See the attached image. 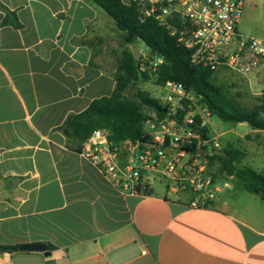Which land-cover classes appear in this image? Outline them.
I'll return each mask as SVG.
<instances>
[{
  "label": "crops",
  "instance_id": "crops-1",
  "mask_svg": "<svg viewBox=\"0 0 264 264\" xmlns=\"http://www.w3.org/2000/svg\"><path fill=\"white\" fill-rule=\"evenodd\" d=\"M0 4L21 24L4 25L0 8V245L50 251L0 253V264H264V222L235 207L234 182L204 208L190 206V190L123 194L67 147L58 127L115 89L104 37L117 27L104 10Z\"/></svg>",
  "mask_w": 264,
  "mask_h": 264
},
{
  "label": "built area",
  "instance_id": "built-area-1",
  "mask_svg": "<svg viewBox=\"0 0 264 264\" xmlns=\"http://www.w3.org/2000/svg\"><path fill=\"white\" fill-rule=\"evenodd\" d=\"M246 1L130 0L128 4H134L141 22L156 21L189 50L192 64L215 76L232 73L264 83V40L239 30ZM139 58L142 71L157 73L163 62L159 55L153 60L148 55ZM158 87L163 91L158 99L169 117L159 119L154 109L144 107L147 140L115 146L109 133L98 129L83 143L81 153L123 194L148 195L156 183H164L173 193L190 190L191 207H209L231 187L229 177H216L209 169L207 150L220 144L199 131L209 127L213 116L182 83L168 80ZM257 95L264 103V89Z\"/></svg>",
  "mask_w": 264,
  "mask_h": 264
},
{
  "label": "trees",
  "instance_id": "trees-1",
  "mask_svg": "<svg viewBox=\"0 0 264 264\" xmlns=\"http://www.w3.org/2000/svg\"><path fill=\"white\" fill-rule=\"evenodd\" d=\"M88 1L108 14L117 29L124 34L125 43L138 46L142 41L151 49V52H146L148 57L153 59L151 53H159L163 62L157 73L142 71L141 58H135L132 51H123L115 68L116 85L113 93L93 100L80 113L68 115L58 127L69 149L81 153L83 143L98 129L106 130L109 141L115 146L147 140L144 107L154 109L159 119L169 117L167 108L160 104L159 99L139 87L149 80L151 74L156 77L157 85H163L168 80L182 83L188 92L199 98L198 103L203 104L211 116H216L220 121L235 125L246 123L252 130L264 131L262 100L253 108L243 106L224 86L216 83V76L210 69L192 64L190 51L180 46L176 38L170 36L156 21L148 19L141 22L133 3L126 4L123 0ZM0 8L6 16L2 22L4 25L21 27L15 12L2 4ZM129 87L134 89L133 97L126 94ZM199 131L205 138L211 139L209 127L204 126ZM215 159L220 160L219 171L222 174L237 178L246 191L264 200V173L248 166H238L242 159L239 151L226 149L223 150L222 159L210 157L211 161ZM49 247L53 248L52 245ZM17 249L16 245H0V253H13Z\"/></svg>",
  "mask_w": 264,
  "mask_h": 264
},
{
  "label": "rangeland",
  "instance_id": "rangeland-1",
  "mask_svg": "<svg viewBox=\"0 0 264 264\" xmlns=\"http://www.w3.org/2000/svg\"><path fill=\"white\" fill-rule=\"evenodd\" d=\"M239 30L245 36L264 40V0L246 1ZM123 36L124 34L121 31L114 29L109 30L107 36L104 37V45L106 46L104 52H107L108 62H113V66L104 64L106 69L115 70L122 52L125 50L132 51V47L135 46L125 43ZM137 54L141 57L147 56L145 51H139ZM215 78L217 84L224 86L246 108H253L261 102V97L257 93L264 89L262 81L256 80L254 77L246 80L232 73L220 74ZM139 87L148 91L155 98H158L163 93L157 85L156 77L152 74L149 80L141 83ZM133 93V87H129L126 91L129 97H133ZM210 122L213 124L210 126L211 138L220 144L218 148L207 150L209 169L216 177L224 178L227 176L219 171L220 160L211 161L210 157L217 156L222 159L223 150L226 149L237 150L242 154V159L237 164L238 166H248L257 172L264 173V131H251L252 129L246 123L226 124L213 117ZM229 182L231 184L234 182L235 184L234 192L237 198L235 207L243 209L246 216L257 217L258 220L264 222V200L258 195L247 192L243 188L241 181L229 180ZM158 186L165 188L164 183H156L154 188L156 189ZM18 256L23 255H17V259L19 258Z\"/></svg>",
  "mask_w": 264,
  "mask_h": 264
},
{
  "label": "water",
  "instance_id": "water-1",
  "mask_svg": "<svg viewBox=\"0 0 264 264\" xmlns=\"http://www.w3.org/2000/svg\"><path fill=\"white\" fill-rule=\"evenodd\" d=\"M139 51H145V52H151V49L145 45L144 42H140L138 47L133 46L132 47V53L135 58H139V55L137 54ZM152 56H158L159 53H151ZM19 251H41L44 253L45 256L50 255V251L47 250V246L44 243L41 242H33L28 244H23L18 246Z\"/></svg>",
  "mask_w": 264,
  "mask_h": 264
}]
</instances>
